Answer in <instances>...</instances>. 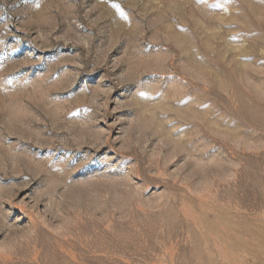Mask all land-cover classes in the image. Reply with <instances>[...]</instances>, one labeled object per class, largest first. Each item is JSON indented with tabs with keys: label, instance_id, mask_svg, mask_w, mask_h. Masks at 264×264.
I'll list each match as a JSON object with an SVG mask.
<instances>
[{
	"label": "rangeland",
	"instance_id": "1",
	"mask_svg": "<svg viewBox=\"0 0 264 264\" xmlns=\"http://www.w3.org/2000/svg\"><path fill=\"white\" fill-rule=\"evenodd\" d=\"M0 264H264V0H0Z\"/></svg>",
	"mask_w": 264,
	"mask_h": 264
}]
</instances>
